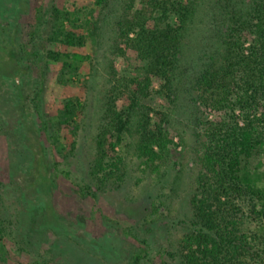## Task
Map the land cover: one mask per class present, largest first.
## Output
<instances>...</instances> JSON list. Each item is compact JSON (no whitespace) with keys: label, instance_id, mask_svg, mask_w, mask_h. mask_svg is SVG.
I'll return each instance as SVG.
<instances>
[{"label":"rangeland","instance_id":"rangeland-1","mask_svg":"<svg viewBox=\"0 0 264 264\" xmlns=\"http://www.w3.org/2000/svg\"><path fill=\"white\" fill-rule=\"evenodd\" d=\"M129 4L0 0V224L6 250L22 264H181L198 170L194 119L214 116L197 110L187 88L214 51V37L209 16L200 13L198 30L187 38L186 80L169 117L175 136L168 160L149 167L135 139L124 134L116 147L123 157L120 181L98 188L90 168L111 77L139 74L112 52L116 22ZM64 13L78 17L79 47L62 43L73 29ZM52 52L70 54L68 65ZM67 101L71 114L65 117ZM144 103L170 105L154 93ZM62 117L69 125L58 124ZM244 228L259 231L249 219Z\"/></svg>","mask_w":264,"mask_h":264},{"label":"trees","instance_id":"trees-1","mask_svg":"<svg viewBox=\"0 0 264 264\" xmlns=\"http://www.w3.org/2000/svg\"><path fill=\"white\" fill-rule=\"evenodd\" d=\"M129 1L116 22L118 40L112 52L139 74L111 77L115 80L96 134L91 177L98 188L120 181L123 157L116 147L124 134L135 139L137 155L149 167L158 168L168 160L175 136L169 117L186 80L187 40L198 30L197 21L203 20L200 13L208 15L214 51L187 92L198 111L210 110L214 116L194 119L199 130L198 170L180 262L264 264V0H138L136 5ZM107 2L94 0L100 8ZM63 16L68 18L67 13ZM68 20L73 29L63 34L62 43L79 47L84 37L77 33L82 29L78 17ZM50 55L62 56L64 66L71 57L66 52ZM72 58L78 61L79 56L73 52ZM151 93L170 105L148 107L144 100ZM71 105L72 101L65 103V117L71 114ZM61 122L69 125L63 117ZM245 219L256 223L259 231L244 228ZM4 236L0 224L1 261L22 264L6 250Z\"/></svg>","mask_w":264,"mask_h":264}]
</instances>
